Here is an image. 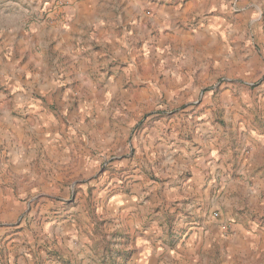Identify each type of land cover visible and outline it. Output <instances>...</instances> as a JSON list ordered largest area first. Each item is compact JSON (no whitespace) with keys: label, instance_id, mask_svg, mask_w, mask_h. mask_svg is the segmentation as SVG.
<instances>
[{"label":"rangeland","instance_id":"rangeland-1","mask_svg":"<svg viewBox=\"0 0 264 264\" xmlns=\"http://www.w3.org/2000/svg\"><path fill=\"white\" fill-rule=\"evenodd\" d=\"M140 1L122 22L119 2L107 0L93 28L80 29L71 50L91 58L81 75L56 74L60 63L47 54L49 91L23 94L18 77L0 72V264H264V0H227L238 25L234 61L214 78L196 72L200 90L180 105L185 89L174 94L170 84L178 76L138 56L153 34L151 6ZM73 4L49 0L25 14L26 30L69 22ZM17 49L9 55L20 58ZM222 91L245 126L242 156L229 153L219 174L167 195L161 160L145 168L141 147V172L132 165L134 137L157 118L166 130L172 117L195 116L206 94ZM222 110L218 122L231 128Z\"/></svg>","mask_w":264,"mask_h":264},{"label":"crops","instance_id":"crops-1","mask_svg":"<svg viewBox=\"0 0 264 264\" xmlns=\"http://www.w3.org/2000/svg\"><path fill=\"white\" fill-rule=\"evenodd\" d=\"M48 1L0 0V72L3 73L4 78L18 77L15 81L21 86L23 94L49 91L51 81L54 82L55 79L53 76L47 78L45 70L48 65L47 54L60 63L58 71H55L56 74L75 73L78 76L85 71L83 61L91 58L87 59L83 56L81 48L73 52L71 45L75 47L81 28L85 26L89 30L93 28L97 16L101 13L102 5L107 2V0H73L74 4L71 8L73 16L69 22L38 26L32 30L33 33H28L24 22L25 14L38 11L44 5L46 7ZM116 1L119 2L118 9L122 10L120 14L122 22L125 21L123 13H140V0ZM144 1L148 2L153 12L145 22L150 26L153 34L140 49H137V53L140 54L138 56L141 61L153 62L159 69L164 68L168 76H178L179 79L170 83L175 89L173 93L179 94L184 89L185 92L175 101L179 103L178 105L187 103L189 97L201 87L200 83L193 82L196 72H201L202 77L214 78L219 75L225 64L234 61L236 50L232 46H236L238 30L234 19L236 16L227 10L225 5L227 0H187L178 5L171 3L172 0ZM246 8L245 5L239 7L243 13H246ZM197 16L200 19L196 20ZM186 21L195 24L185 27L183 23ZM104 25H107L105 19ZM137 27L142 26L138 24ZM91 35L94 33L92 32ZM35 46H39L42 52H37L35 55L33 50ZM18 47H21V50H18ZM15 49L20 51V58L9 55L12 53L11 50ZM230 72L232 71L228 73ZM181 75L188 77L189 82L180 79ZM15 81H8V86H12ZM55 82L60 84L59 80ZM25 83L28 85H26L27 90L24 88ZM153 85L159 87L158 83ZM227 94L228 91H222L214 99L206 94L196 107L195 116L185 113L181 115V119L172 117L167 122L166 130L162 129L166 120L155 119L151 122V128L147 127L139 137H134V146L139 148L135 152L132 165L138 166L136 170L141 172L139 166L142 168L143 161L138 160V157L141 155L145 158L144 152L139 155L141 147L145 148L146 158L151 164L145 165V168L149 169L161 160L164 165L162 173L167 176L165 186L169 196L180 194L182 186L198 184L199 181L205 182L210 173L217 175L222 168L226 169L230 166L226 157L233 156V153H229L236 152L237 156L240 154L242 156L241 150L246 137V132L243 131L244 123H240V127L237 128L238 117L231 116L234 98ZM221 110L225 114L227 124L234 121V126L222 128L217 116ZM12 123L9 121V124ZM237 139L241 140V145L235 147ZM136 178L142 179L143 182L145 180L152 182L143 175L136 174ZM143 182L140 181L134 186H140ZM165 202L168 201H158L161 209H167L163 206Z\"/></svg>","mask_w":264,"mask_h":264},{"label":"built area","instance_id":"built-area-1","mask_svg":"<svg viewBox=\"0 0 264 264\" xmlns=\"http://www.w3.org/2000/svg\"><path fill=\"white\" fill-rule=\"evenodd\" d=\"M216 215H218V213H216Z\"/></svg>","mask_w":264,"mask_h":264}]
</instances>
